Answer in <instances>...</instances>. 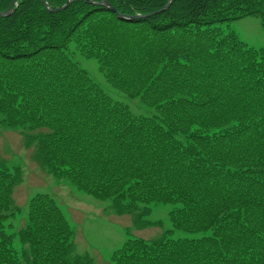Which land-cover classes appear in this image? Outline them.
<instances>
[{
    "label": "trees",
    "instance_id": "16d2710c",
    "mask_svg": "<svg viewBox=\"0 0 264 264\" xmlns=\"http://www.w3.org/2000/svg\"><path fill=\"white\" fill-rule=\"evenodd\" d=\"M102 1L52 12L43 0H19L0 15V121L28 128L27 144L36 142L37 161L56 179L119 213L179 203L172 226L203 232L128 238L115 264H264V47L230 26L260 15L264 27V0H174L131 20L123 17L169 0ZM12 2L0 0V11ZM76 53L155 112L116 100ZM14 172L0 161V264H93L74 254L72 226L50 194L34 195L27 226L9 231Z\"/></svg>",
    "mask_w": 264,
    "mask_h": 264
},
{
    "label": "rangeland",
    "instance_id": "374dc122",
    "mask_svg": "<svg viewBox=\"0 0 264 264\" xmlns=\"http://www.w3.org/2000/svg\"><path fill=\"white\" fill-rule=\"evenodd\" d=\"M230 26L250 46L264 47V27L260 15L244 16ZM74 58L108 93L116 100L127 103L133 112L143 115L155 112L140 97L129 96L111 86L99 70L96 58H87L80 53H76ZM38 132L33 131L34 134ZM28 134L26 127L11 128L0 121V161L10 171L21 169V181L13 186L8 195L11 201L9 211L12 208L18 211L16 216L8 218L7 223L12 225L10 232H20L27 226L30 199L38 193H47L55 199L72 226L74 254L91 258L93 264H115L111 256L128 238L154 240L165 236L194 237L203 233H190L172 226L170 211L179 203L140 204L133 212L119 213L112 200H98L80 191L68 180L56 179L48 169L40 166L36 159V142L28 145Z\"/></svg>",
    "mask_w": 264,
    "mask_h": 264
},
{
    "label": "water",
    "instance_id": "95a60500",
    "mask_svg": "<svg viewBox=\"0 0 264 264\" xmlns=\"http://www.w3.org/2000/svg\"><path fill=\"white\" fill-rule=\"evenodd\" d=\"M18 1H19V0H13V2L10 4V6H9V8H8L7 10H5V11H0V15H1V16H8V15H10V13H12V12L14 11V7H15V5L18 3ZM71 1H72V0H68L67 3H66L65 5L61 6V7L52 8V7H50V6L48 5V3H47L46 0H43L44 4H45V5L47 6V8H48L50 11H52V12H58V11H61V10L65 9V8H67V7L69 6V4L71 3ZM173 1H174V0H169L168 3H167L162 9L157 10V11L152 12V13H149V14L135 15V16H128V17H123V16H121V17L126 18V19H128V20H131L133 17H135V18L148 17V16H150V15H154V14H157V13H159V12H162V11H165V10L169 9V7H170V5L173 3ZM102 4L111 7L110 4H109V2H108L107 0L102 1Z\"/></svg>",
    "mask_w": 264,
    "mask_h": 264
}]
</instances>
